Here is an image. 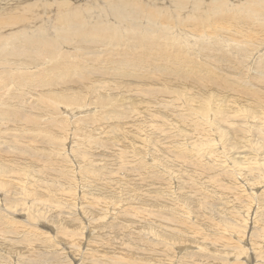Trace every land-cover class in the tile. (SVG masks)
Returning a JSON list of instances; mask_svg holds the SVG:
<instances>
[{
    "label": "rangeland",
    "instance_id": "rangeland-1",
    "mask_svg": "<svg viewBox=\"0 0 264 264\" xmlns=\"http://www.w3.org/2000/svg\"><path fill=\"white\" fill-rule=\"evenodd\" d=\"M70 1L73 2V0ZM97 1L109 2V0ZM133 1L130 11L134 8H147L149 13L146 15L141 12L146 20L141 27H137L141 34L129 37V31H123L125 27L121 25L122 21L114 10L106 12V20L112 23L115 19L113 25L117 30L116 33L125 34V39L137 38L134 48L141 50L140 54L150 59L152 55L162 54L161 50L166 49L172 43L175 27L186 22V19L195 20L205 11L203 8L185 9L182 5L183 0H170L169 3L149 0L147 6L140 1ZM202 1L205 5H212L211 10H215L208 12L219 13L220 10L214 9L212 0ZM238 2L240 0L235 1L237 5ZM34 3L42 6L49 13L56 14L62 11V6L58 3L47 5L45 0H34ZM17 7L18 4L14 0L10 1L6 11L0 12V16L10 18L12 8ZM197 7L199 8V5ZM227 10H230L229 6ZM93 12L94 16L97 15V8ZM108 12L111 13L110 17L107 16ZM237 12L241 13L239 10ZM164 15H166L164 19L166 21L163 20ZM86 18L95 27V37L99 43L102 46L108 43L109 39L104 37L102 30L99 29L101 24L93 17L86 16ZM202 19H206V15ZM52 21L54 23L51 30L55 35L76 37L70 22L57 17H54ZM14 22L9 19L5 23L10 25ZM63 22H68L69 26L63 25ZM263 22L264 19H261L256 24L264 28ZM25 24L30 29L44 27L41 20L34 18L25 21ZM198 32L196 36H200V41L190 46V50L192 47L205 49L220 45L228 59V61L220 59L218 62L214 60L215 57H206L208 65L214 69V71L210 70L213 74L209 70L206 72L209 71L212 76L208 73L201 76L197 74V71H203L198 66L201 64L199 60L204 61V57L190 58L195 62L193 64L195 67L191 71L186 69V72L177 71L164 75L152 72L154 69H150L144 74L146 68H143L142 72L123 70L120 63H116L122 62L123 58L112 63L114 64L112 67L109 61L105 63L95 54L94 57L89 54L91 57L87 56L89 59H85L83 55H74L75 50L70 49L67 53L73 56L72 65L76 67L70 77H76V71L79 72V68L82 74L84 73L82 69L87 70V75H83L82 79L60 87L62 91L80 93H69L72 96L82 95L81 102L70 105L76 108L75 113L67 114L63 110V105L58 107L51 103L53 100L49 98L46 100V97L41 96L38 106H34L32 101H27L29 103L27 106H31L27 107V110L32 111L26 112L24 109V112L30 115L14 116L15 119L12 117L13 119L6 121L8 124L4 121L0 122V133L3 135L0 136V155L2 150L6 152V149L12 153H2V157L0 156V160L5 154L8 156L0 161V176L4 177L3 181L0 179V208L3 209L0 212V264H18V262L19 264H139L142 255L139 257V250L136 251V249L148 247L150 249L145 248L144 250L148 252L154 248L150 251L152 252L156 251L155 247L158 242L171 241L164 237L159 225V229L156 227L158 220V224L161 222L160 225L164 224L163 226L169 230L174 227L179 229L177 226H180L187 229V231L184 230L187 234L190 232L188 237H183L182 242L179 243L183 245L180 253L174 248L168 250L169 254H176L178 258L176 264H180L183 260L188 261L184 264L194 262H197L196 264H225L223 260L231 256L232 259L228 264H238L233 256L236 254V249L240 250L236 248L238 245L251 248L248 250L253 253L252 264H264V227L262 228L264 223V210H262L264 209V74L256 70L259 66H254L256 68L252 70V65L256 60L264 59L262 56L264 55V48H262L264 44L258 45L256 40L245 43L243 45L245 52L252 54H249V58L242 59L234 52L238 43L236 38L230 42L223 32H215L211 28L207 37L200 31ZM190 41L193 42V39L190 38ZM226 41L229 43L226 44ZM201 43H204V47ZM123 44L122 48L126 55L127 47ZM189 48L182 50L181 53V57L185 56L187 60L188 52L190 53ZM7 50V47H3L4 52ZM15 57H18L19 62L11 61ZM34 57L38 58L35 54L25 56L23 52L11 58L1 57L0 67L4 68V74L10 68L29 73L28 61ZM112 58L115 59L116 56ZM236 60L241 61L240 68L235 64ZM221 61H226L227 64ZM54 62L57 60L54 59ZM84 63L86 67H83ZM6 65L10 67L5 68ZM106 65H109L108 68ZM64 67L65 65L61 66V69ZM90 69L97 71L98 75L89 72ZM42 71L44 70L41 64L38 72L41 74ZM102 72L113 76L111 81L109 76L100 74ZM261 75H263L262 79L259 78ZM123 78L126 79L123 80ZM113 80H115L114 89L121 81L124 83L120 86L122 88L117 91L112 90ZM116 81L120 82L116 83ZM97 82H102L104 87L98 86ZM227 85L228 87H225ZM224 88L227 89L224 90ZM14 89L20 92L27 90V88L19 87H14ZM105 101L110 102H107L108 105H103ZM11 104L22 106L18 103ZM14 109L16 110L17 107ZM34 109L39 111L34 113L35 115H33ZM189 114L195 120L191 116V122H189ZM25 117L27 119L24 121ZM100 117L104 118L101 120ZM17 119L20 120L17 121ZM9 125L10 129L12 127L11 130L8 129ZM2 126L5 128L3 129ZM8 145H11L10 148ZM7 159L9 162L16 160L26 162L17 165V170L13 168L11 172H6L3 176L2 169L6 168ZM125 171H129V174ZM85 174L106 176V178L116 176V179L122 181V184L118 186L125 190L130 189L128 190L130 195L120 194L115 200L111 194L103 196L93 192L85 185ZM17 175L19 178H16ZM144 183H147L149 188L142 191L145 188L142 187ZM95 184L101 183L95 181ZM136 186L138 187L134 188ZM245 187L248 191L246 193L243 192ZM124 189H122L123 192ZM257 206L259 210L256 209ZM255 211L259 214L256 215ZM150 220L153 222L152 228H150ZM169 222H172V228ZM24 232L27 234L26 237H24ZM203 232L208 234L206 241L203 240V236L206 235ZM193 234L198 237L196 238ZM220 237L228 240H222L223 242L215 240ZM196 240L199 243L205 241L203 242L205 246H201L200 249L195 248ZM249 244L255 245L256 248ZM158 250L160 253H167L162 251L165 248H158ZM116 251L119 252V257L114 254ZM222 257L225 258L221 260ZM30 259L32 262H29ZM240 259L242 262L243 259ZM144 261L146 264L149 260ZM157 262H163V260ZM165 263L170 264L171 261Z\"/></svg>",
    "mask_w": 264,
    "mask_h": 264
},
{
    "label": "bare ground",
    "instance_id": "bare-ground-1",
    "mask_svg": "<svg viewBox=\"0 0 264 264\" xmlns=\"http://www.w3.org/2000/svg\"><path fill=\"white\" fill-rule=\"evenodd\" d=\"M12 0H0V12L2 11H6L9 2ZM17 4L18 7L17 8H12L11 10V17L9 18V16H0V58L1 57H7V58H11L14 55L18 54L19 52H23L25 54V56H30V54H35L36 57L38 58H31L28 61V71H30L29 73L27 72H22V71H18L16 68H10L7 70V72L4 74V68L0 67V122L4 121L5 123H7L6 121L13 119L12 117L14 116H23V114H27L26 112L29 111L27 110V105L29 103H27V101H32V104L34 106H38L37 104L39 103V99L40 97H46V100L49 98L53 101H51V103H53L54 105L60 107V105H63V110L68 114H72L74 112V110H76V108L74 107H70V105L72 106V104H76L82 101V95L76 96L75 94H80V93H75V92H69L68 90L66 91H62V88H60L61 86L67 85L72 81L75 80H80L82 79V77H84L83 75H87V70L86 69H82L84 70L83 74L82 71L79 68V72L76 71V77H72L73 72L75 71L76 67H74L72 65V61H73V56L68 54L67 51H69L70 49H74L75 53L74 55H83L85 59H89L88 57H94L93 55L95 54V56H98L97 58L99 60L104 61L105 63H108L112 65V63H115L118 60H121L122 58V62H116V63H120V67L124 70H131L132 72H142L144 71L143 68H146V70L143 72L144 74L148 73L150 71V69H154V71L152 72H159L160 74H167L170 72H177V71H184L186 72V69H190L189 71L192 70L193 64L195 63L193 60H190V58H198L201 57L204 59V61H202L200 58L199 62L201 64H199L200 67L203 71H197L198 75H205V74H209V71H214V69H211L212 67L210 65H208V61L206 59V57H215V61H218L221 59L228 61V59L226 58V53H223L224 49L221 48L220 45H213V48H205V49H198L195 47H192L190 50V46L197 44L200 41V36H196V34H199L198 31H200L205 37L208 36L209 32H210V28L212 30H214L215 32H223L224 35L226 37L229 38L230 42L237 40L238 43L235 46L234 52L237 54L236 56L241 57L242 59L244 57H246L245 59L249 58V54L252 53H248L245 52V48L243 47V45L245 43H249L252 42V40H256L255 42L259 44H264V28H260L257 26V22L261 19H264V0H240V2H238L239 4L237 5L235 3V1L237 0H212L214 3V9L220 10L219 13L215 12L216 14H212L208 11H215V10H211V6L212 5H205V3L202 0H183L182 1V5L185 7V9L189 8H196L201 9L203 8L205 11L201 13V15L195 20L192 19H186V22L181 23L178 27H175V34L172 35L173 41L172 43L167 46L166 49H162L161 53L162 54H157V55H152L150 56V58L144 56L141 50L137 49L136 47L134 48V45L137 41V38H128L125 39L126 36L124 35H120L119 33H116L117 30L114 27V22L116 21L115 19H113V22H109L108 19L106 20V12L108 10H114L116 11V13L118 14V17H120L121 19V25H123L125 28L123 31H129V37L130 36H136L138 34H141L140 31L138 30L137 27H141V25L144 23V21H146L142 16L141 12H144L146 15L148 13V9L144 8V9H136L134 8L132 11H130V5L132 0H109V2H105V1H100L98 2L97 0H45L46 4H52V3H58L62 6V11L58 12L56 14L53 13H49L47 12V10L45 8H43L42 6L37 5L36 3H34V0H14ZM134 1H140L142 4H144L145 6H147V3L149 0H134ZM133 1V2H134ZM155 1V0H153ZM164 1V3H169L170 0H161ZM174 1V0H173ZM106 4H105V3ZM172 2V1H171ZM180 4V3H179ZM247 4V5H246ZM156 5V4H155ZM199 5V8L197 7ZM229 6L230 10H227V6ZM57 6V4H56ZM86 6V7H85ZM226 6V7H225ZM235 8H234V7ZM83 7L85 9H83ZM225 7V8H224ZM97 8L98 10V14L94 16V9ZM241 11V13H238L237 11ZM93 12V13H92ZM109 13V12H108ZM109 13L107 16L110 17ZM149 15V13H148ZM206 15V19H202L203 16ZM88 17H93L95 20H97L101 26L99 27L100 30H102L103 32V36L109 39V42L104 44L103 46L99 43V41L96 39L95 37V27H93L88 21L87 18ZM116 16V15H115ZM54 17L59 18L60 20H65L70 22V24L72 25L73 29H74V34L76 37L73 36H69V37H59L57 35H55L52 30L51 27L53 26V21L52 19ZM166 15H164L163 20L165 19ZM30 18H34V19H38L41 20V22L43 23L44 27L40 28V29H30L27 27V25L25 24V21H28ZM152 18V17H151ZM14 20L15 22L13 24H7L5 23L7 20ZM150 20V19H149ZM179 20V19H178ZM166 21V20H164ZM68 22H63V25L65 26H69ZM103 23V24H102ZM150 23V22H149ZM264 24V22H263ZM260 26V25H259ZM15 31H14V29ZM151 28V27H150ZM144 31V30H143ZM15 33V34H14ZM14 34V35H13ZM145 35V34H144ZM217 35V34H216ZM218 36V35H217ZM190 38L193 39V42L190 41ZM224 40V39H223ZM251 40V41H250ZM222 42V41H221ZM254 42V43H255ZM122 43H124L127 47V52L126 55L124 54L123 50L124 48H122ZM187 43H189L190 45H186ZM229 42L226 41V44H228ZM123 44V45H124ZM173 44V45H172ZM200 44V43H199ZM202 44V43H201ZM204 44V43H203ZM202 44V47H204ZM251 44V43H250ZM254 45V44H251ZM3 47H7L8 50L6 52L3 51ZM122 49H120V48ZM142 47V46H141ZM201 47V46H200ZM144 48V47H143ZM190 50L189 57L188 60L186 59L185 56L181 57V53L182 50L184 49H188ZM251 48V46H250ZM249 48V50H250ZM257 49L259 47H256ZM255 48V49H256ZM262 48H264V46H262ZM147 49V47H146ZM145 49V50H146ZM252 49V48H251ZM123 50V52H122ZM254 50V49H253ZM147 51V50H146ZM185 51V50H184ZM232 51V49H231ZM225 52V51H224ZM150 53V51H149ZM230 53V52H229ZM263 53V51H262ZM89 54H91L89 56ZM123 54V55H122ZM257 54V53H256ZM259 54V53H258ZM51 55L53 57H51ZM231 55V53L229 54ZM86 56V57H85ZM113 56H116V58H112ZM264 58V55H262ZM96 58V59H97ZM108 58H112L109 59ZM233 58V57H231ZM54 59L57 60V62H54ZM244 59V61H245ZM258 59V58H257ZM113 60V61H112ZM222 60V61H223ZM11 61L13 62H19L18 57H15L14 59H12ZM213 61V60H212ZM224 64V62L226 63V61L222 62ZM247 61V60H246ZM257 61V60H256ZM255 64L252 65L254 70L256 67L254 66H259L258 69H256L259 72H261L262 74H264V59L260 58L258 59V61ZM236 62L235 64L238 65V67H241V64H239L241 61H234ZM243 62V61H242ZM233 63V62H232ZM42 64V69L44 71L41 72V74L38 72V68L41 66ZM102 64V63H100ZM198 64V63H197ZM218 64V63H217ZM227 64V63H226ZM229 64V63H228ZM234 64V63H233ZM64 66V68L61 69V66ZM114 65V64H113ZM112 65V67H113ZM216 65V64H215ZM67 66V68H66ZM109 65H106V68H108ZM250 66V65H249ZM247 66V67H249ZM10 67V65H6L5 68ZM83 67H86V63L83 64ZM154 67V68H152ZM224 67V65H223ZM237 67V66H236ZM235 67V68H236ZM97 68H99L97 66ZM105 68V67H104ZM119 68V67H118ZM169 68V69H168ZM61 69V70H60ZM114 69V68H113ZM116 69V68H115ZM247 69V68H246ZM245 69V70H246ZM73 70V71H72ZM206 70H209L208 72H206ZM188 71V70H187ZM210 71V72H211ZM250 71V70H249ZM89 72H94L97 74V71H94L93 69H90ZM114 72V70H113ZM127 72V71H126ZM256 72V71H255ZM115 73V72H114ZM151 73V72H150ZM149 73V74H150ZM179 73V72H178ZM248 73V71H247ZM100 74H104V76H109V79L111 81L112 77L111 75H109V73L107 72H102ZM106 74V75H105ZM125 74V73H123ZM190 74V73H189ZM211 74H213V72H211ZM211 74H209V76H212ZM98 75V74H97ZM155 75V74H154ZM170 75V74H169ZM183 75V74H182ZM197 75V76H198ZM255 75V74H254ZM71 76V77H70ZM117 77V74L115 75ZM119 76V74H118ZM132 76V75H131ZM148 76V74H147ZM152 76V75H150ZM180 76V75H179ZM187 76V75H186ZM252 76V75H251ZM128 77V76H125ZM153 77V76H152ZM199 77V76H198ZM220 77V76H219ZM263 75H261V77L259 76V78L262 79ZM102 78V77H101ZM120 78V76H119ZM130 78V76H129ZM137 78V77H136ZM154 78V77H153ZM156 78V77H155ZM256 78V77H255ZM253 79L254 81L257 79ZM70 79V80H69ZM117 79V78H116ZM126 78H123V80ZM158 79V77L156 78ZM104 80V79H103ZM119 80V79H118ZM122 80V79H121ZM96 81V80H95ZM107 82H110L109 80H106ZM115 80H113L114 85L111 86V84L109 86H111L112 90L117 91L118 89H121L124 83H117L120 81H116V83L119 85L116 89H114L115 86ZM132 81V80H131ZM232 81V80H231ZM253 82V81H252ZM251 82V83H252ZM67 83V84H66ZM98 86L100 87H104V84L102 82H97L96 83ZM210 84V83H209ZM213 85V84H212ZM216 85V84H215ZM218 85V84H217ZM256 85V83H255ZM106 86V83H105ZM125 86V85H124ZM127 86V85H126ZM129 86V85H128ZM224 86V85H222ZM14 87H19V88H27V90L25 92H20L18 90H15ZM139 87V86H138ZM225 87H228L225 86ZM254 87V86H253ZM256 88V87H255ZM127 89V88H126ZM227 88H224V90ZM110 90V88H109ZM110 90V91H112ZM141 90V89H139ZM222 90V89H221ZM254 90V89H253ZM97 92V91H96ZM256 92V91H255ZM69 93H75L74 96L70 95ZM257 94V93H256ZM17 95V96H16ZM11 96V97H10ZM100 96V95H99ZM98 96V97H99ZM26 97V98H25ZM104 97V96H102ZM113 98V97H112ZM124 98V97H122ZM107 99V98H106ZM110 99V98H108ZM235 99V98H234ZM246 99V98H245ZM21 100V101H20ZM84 100V97H83ZM105 100V99H104ZM111 100V99H110ZM113 100V99H112ZM116 100V99H114ZM113 100V101H114ZM20 101V102H17ZM150 101V98H149ZM7 102H9V104H7ZM110 101H105L103 105H108ZM11 103H18L19 105L22 106H15L12 105ZM107 103V104H105ZM242 103V102H241ZM102 105V104H101ZM145 105V104H143ZM182 105V104H181ZM79 106V105H78ZM82 106V105H81ZM14 107H17V109L15 110ZM31 107V106H30ZM28 107V108H30ZM100 108V107H99ZM111 110L112 108L109 107ZM151 108V107H150ZM184 108V107H183ZM190 108V107H189ZM256 108V106L254 107ZM24 109H26V112H24ZM108 109V108H107ZM236 109V108H235ZM44 110V109H43ZM110 110V111H111ZM142 110V109H141ZM243 110V109H242ZM19 111V112H18ZM32 111V110H30ZM61 111V110H60ZM101 111V110H100ZM103 111V110H102ZM143 111V110H142ZM141 111V112H142ZM15 112V113H14ZM17 112V113H16ZM37 112V109H34L33 115H35ZM39 112V111H38ZM37 112V113H38ZM140 112V113H141ZM9 113V114H8ZM35 113V114H34ZM41 113V112H40ZM75 113V112H74ZM102 113V112H100ZM121 113V112H120ZM129 113V112H128ZM185 113V110H184ZM189 113V112H187ZM29 114V113H28ZM27 114V115H28ZM99 114V113H98ZM118 114V113H117ZM255 114V112L253 113V115ZM13 115V116H11ZM30 115V114H29ZM39 115V114H38ZM132 115V114H131ZM188 115V114H187ZM190 115V120L189 122H191V118L193 117L191 114ZM219 115V114H218ZM10 116V117H9ZM18 116V117H19ZM67 116V115H66ZM92 116V115H91ZM192 116V117H191ZM17 117V118H18ZM40 117V116H39ZM186 117V116H185ZM258 117V116H256ZM7 118V119H6ZM16 117H14L15 119ZM89 118V117H88ZM101 120L104 117H100ZM128 118V117H127ZM27 119L26 117L24 118ZM98 119V118H97ZM194 119V117H193ZM192 119V121H193ZM20 119H17V121H19ZM130 120V119H129ZM137 120V119H136ZM145 120V119H144ZM195 120V119H194ZM74 121V120H73ZM14 122V121H13ZM122 122V121H121ZM119 122V123H121ZM185 122V121H184ZM196 122V121H195ZM194 122V123H195ZM20 123V122H19ZM112 123V122H111ZM134 123V122H133ZM146 123V122H145ZM183 123V121H182ZM194 123L192 122V124L194 125ZM8 124V123H7ZM26 124V123H25ZM39 124V123H38ZM124 124V123H123ZM131 124V123H130ZM138 125H140L139 123H136ZM223 124V123H222ZM11 125H15V124H11ZM28 125V124H26ZM196 125V123H195ZM8 126V125H7ZM6 126V127H7ZM198 126V124H197ZM200 126V125H199ZM3 127V126H2ZM1 127V129H2ZM196 127V126H194ZM5 127H3L4 129ZM8 128V127H7ZM14 128V126H13ZM119 127H117L118 129ZM202 128V127H201ZM2 129V130H3ZM10 129V125L9 128ZM12 129V127H11ZM10 129V130H11ZM20 129V127H19ZM35 129V127H34ZM1 130V131H2ZM25 130V129H24ZM19 131V130H18ZM98 131V130H97ZM199 131V130H198ZM205 131V130H204ZM20 132V131H19ZM3 133V131H2ZM142 133V132H141ZM172 133V132H171ZM4 134V133H3ZM215 134V133H214ZM2 134L0 133V136ZM213 135V134H212ZM3 136V135H2ZM55 136V135H54ZM51 137V136H49ZM108 137V136H107ZM135 137V136H134ZM145 138V137H144ZM54 139V138H53ZM114 139V138H113ZM125 139V138H124ZM4 143V142H3ZM4 145V144H2ZM6 145V144H5ZM55 145V144H54ZM9 148L11 145H8ZM7 146V147H8ZM173 146V145H172ZM19 148V147H18ZM17 148V149H18ZM25 150V148H24ZM18 151V150H17ZM22 151V149H21ZM33 152V150H31ZM35 151V150H34ZM12 152V151H11ZM20 152V151H19ZM2 153H8V154H12L10 153V151H8L6 149V152ZM2 153H1V157H2ZM26 153V152H25ZM190 153V152H189ZM214 153V152H212ZM191 154V153H190ZM23 155V154H22ZM210 155V154H209ZM213 155V154H212ZM7 154L4 155V158H7ZM199 157V156H198ZM197 157V158H198ZM208 157V156H207ZM53 158V157H52ZM2 159L0 161H2ZM32 159V158H31ZM47 159V158H46ZM57 159V157H56ZM231 159V158H230ZM9 159H7L6 161H8ZM45 160V159H44ZM149 160V159H148ZM202 161V160H201ZM26 161L24 162H19V161H8V163L5 165L6 168L2 169L4 175L7 172H11V170L17 167V165L19 164H24ZM47 162V161H46ZM73 162V161H72ZM234 162V161H233ZM28 163V162H27ZM26 163V164H27ZM56 163V162H55ZM60 163V162H59ZM30 164V163H28ZM32 165V164H31ZM24 167V166H23ZM22 167V168H23ZM257 168V167H256ZM57 169V168H56ZM233 169V168H232ZM17 170V168L15 169ZM256 170V169H255ZM259 170V169H258ZM81 171V170H80ZM141 171V170H140ZM240 171V170H239ZM21 172V171H19ZM18 172V174H19ZM23 172V171H22ZM43 172V171H42ZM52 172V171H51ZM127 172V171H125ZM1 173V172H0ZM40 173V172H39ZM129 174V171L127 172ZM240 173V172H239ZM45 174V172H44ZM54 174V173H53ZM96 174V173H95ZM133 174V173H132ZM85 185H87L88 188H90L91 190H93V192H97L100 193L103 196H108L109 194H111V197H115V200L118 198V196L120 194H129L130 192H128L127 189L125 190L123 187L118 186V184H122V181L119 179H116L115 177H99L97 175H89V174H85ZM160 175V174H159ZM206 175V174H205ZM238 176V175H237ZM240 176V174H239ZM10 177V176H9ZM19 178V176L17 175L16 178ZM22 177V176H21ZM25 177V176H24ZM83 177V176H82ZM122 177V176H121ZM136 177V176H135ZM4 179V177L0 176V179ZM70 178V177H69ZM119 178V177H118ZM133 178V177H132ZM240 178V177H239ZM2 179V181H3ZM10 179V178H9ZM14 179V178H13ZM135 179V178H134ZM141 179H143V177H141ZM151 179V178H150ZM177 179V178H176ZM11 180V179H10ZM33 180V179H32ZM123 180V178H122ZM137 180V179H135ZM226 180V179H225ZM16 180H14V183ZM96 182H99L101 184H95ZM134 181V180H133ZM132 181V184L134 183ZM10 182V181H9ZM23 182V181H22ZM21 182V183H22ZM29 182V181H28ZM146 182V181H145ZM151 183H153L152 181H150ZM261 182V181H260ZM13 183V182H12ZM13 183V184H14ZM141 183V182H140ZM191 183V182H190ZM259 183V182H258ZM25 184V183H23ZM46 184V183H45ZM137 184V182H136ZM188 184V183H187ZM1 185V184H0ZM29 185V184H28ZM40 185V183H39ZM127 185V183H126ZM131 185V184H129ZM138 185V184H137ZM246 185V184H244ZM43 186V185H42ZM182 186V185H181ZM32 187V186H31ZM138 186L134 187L137 188ZM142 187H145L142 189V191H144V189L149 188V185L147 183H144L142 185ZM19 188V187H18ZM40 188V187H39ZM246 189L243 192H248L247 187H245ZM251 188V187H248ZM253 188V187H252ZM30 189V188H29ZM35 189V188H34ZM122 189H124V192L122 191ZM242 189H244V187H242ZM255 189V188H254ZM132 190V189H131ZM252 190V189H251ZM21 191V190H20ZM36 191V190H35ZM37 192V191H36ZM3 193V192H2ZM20 193V192H19ZM34 193V192H33ZM139 193V192H138ZM179 193V192H178ZM29 194V193H27ZM35 194V193H34ZM37 194V193H36ZM35 194V195H36ZM84 194V193H82ZM94 194V193H92ZM99 195V194H98ZM130 195V194H129ZM253 195V194H252ZM1 196V195H0ZM7 196V195H6ZM18 196V195H17ZM22 196V195H21ZM85 196V195H84ZM259 196V195H258ZM97 197V196H96ZM183 197V196H182ZM251 197V196H250ZM40 198V197H39ZM38 198V199H39ZM262 198V197H261ZM87 200V198H86ZM127 200V199H126ZM1 201V200H0ZM7 202V201H6ZM34 202V201H33ZM5 203V202H4ZM15 203V202H14ZM95 203V202H94ZM112 203V202H111ZM126 203V202H125ZM40 204V203H39ZM50 204V203H49ZM63 204V203H62ZM184 204V203H183ZM11 205V203H10ZM89 205V204H88ZM106 205V204H105ZM117 205V204H116ZM260 205V204H259ZM258 205V206H259ZM2 206V205H1ZM31 206V205H30ZM41 206V205H40ZM155 206V205H154ZM256 206V205H255ZM257 206V207H258ZM263 206V205H262ZM15 207V206H14ZM29 207V205H28ZM34 207V206H33ZM185 207V206H184ZM252 207V205H251ZM250 207V208H251ZM8 208V207H7ZM1 209V208H0ZM11 209V208H9ZM8 209V210H9ZM15 209V208H14ZM18 209V208H17ZM31 209V208H30ZM37 209V208H36ZM128 209V208H127ZM257 210H259V207L256 208ZM3 209L0 210V212ZM6 210V209H5ZM21 210V209H20ZM121 210V209H120ZM256 210V211H257ZM264 210V209H262ZM85 211V210H84ZM136 211V210H135ZM255 211V214H256ZM10 212V211H9ZM26 212V211H25ZM250 212V211H249ZM30 213V211H29ZM180 213V212H179ZM201 213V211H200ZM252 213V212H251ZM261 213V212H260ZM86 214V213H85ZM129 214V213H127ZM259 214V213H257ZM256 214V215H257ZM14 215V214H13ZM12 215V216H13ZM31 216V214H28V216ZM253 215V214H252ZM6 216V215H5ZM9 216V215H8ZM11 216V215H10ZM34 216V215H33ZM108 216V215H106ZM112 216V214H111ZM119 216V215H118ZM121 216V215H120ZM119 216V217H120ZM125 216V215H124ZM165 216V215H164ZM1 217V216H0ZM101 217V216H100ZM126 217V216H125ZM137 217V216H136ZM220 217V216H219ZM244 217V216H243ZM254 217V216H253ZM259 217V216H258ZM6 218V217H5ZM27 218V217H26ZM29 218V217H28ZM39 218V217H38ZM67 218V217H66ZM162 218V217H161ZM166 218V216L164 217ZM163 218V219H164ZM31 219V217H30ZM33 219V218H32ZM58 219V218H57ZM124 219V218H123ZM160 219V217H159ZM206 219V218H205ZM81 220V219H80ZM102 220V219H101ZM168 220V219H167ZM256 220V219H255ZM30 221V220H29ZM115 221V220H114ZM127 221V219H126ZM162 221V220H160ZM262 222V220H260ZM15 222V221H13ZM18 222V221H17ZM151 224H150V228H152V220H150ZM159 222V220H158ZM156 227H158V225L160 226V230L161 233H163L164 237L168 238L171 241L168 240H164L163 243L158 242L156 244V251H152L154 248H152L150 251L148 250L149 254H147V251H144L145 248L146 249H150L148 247H145L144 249L139 248L136 249V251L139 250V255H136L142 257L139 259L140 263L145 264L146 261H144L145 259L152 261L154 263H150V264H157L158 260H163V262H159L158 264H166L165 262H170V264H176V260H178L176 254L174 253H170L169 251L171 248H174L177 252L180 253V250H182L183 245L179 244L182 242L183 237H188V235L190 234V232L187 234L185 231H187L186 228L184 227H179V229H175V227L170 231L169 229H167L166 227H164L161 224H158ZM255 222V221H254ZM35 223V221H34ZM43 223V222H41ZM164 223V222H163ZM170 223V222H169ZM212 223V222H211ZM214 223V222H213ZM44 224V223H43ZM42 224V225H43ZM48 224V223H47ZM70 224V223H69ZM118 224V223H117ZM156 224V223H155ZM172 222L169 224L170 228L171 227ZM9 225V224H8ZM12 225V224H11ZM92 225V224H91ZM173 225V224H172ZM23 226V224H22ZM32 226V225H31ZM71 226V225H70ZM105 226V225H104ZM155 226V225H154ZM25 227V226H24ZM33 227V226H32ZM168 227V226H167ZM217 227V226H216ZM264 227V223L262 228ZM35 228V227H34ZM82 228V227H81ZM107 228V227H106ZM110 228V227H109ZM167 230H166V229ZM27 229V228H26ZM47 229V228H46ZM159 229V227H158ZM202 229V228H201ZM264 229V228H263ZM30 230V229H29ZM41 230V229H40ZM39 230V231H40ZM51 230V229H50ZM89 230V229H88ZM103 230V229H102ZM107 230V229H106ZM185 230V231H184ZM189 230V229H188ZM126 231V230H125ZM29 232V231H28ZM35 232V230H34ZM198 233V231H196ZM205 232V231H204ZM206 234L205 236H203V240L206 241L208 234ZM9 233V232H8ZM25 233V232H24ZM31 233V232H30ZM29 233V234H30ZM40 233V232H39ZM38 233V234H39ZM193 232H191L192 234ZM258 233V232H257ZM6 234V233H5ZM32 234V233H31ZM44 234V233H43ZM109 234V232H108ZM156 234V233H155ZM159 234V233H158ZM18 235V234H16ZM26 233L24 234V237H26ZM86 235V234H85ZM89 235V234H88ZM106 235V234H105ZM119 235V233H118ZM195 235V234H193ZM199 235V233H198ZM198 235L196 236V238L198 237ZM44 236V235H42ZM191 236V235H190ZM216 236V235H214ZM245 236V235H244ZM28 237V236H27ZM54 237V236H53ZM85 237V236H84ZM90 237V236H89ZM131 237V236H130ZM202 237V235H201ZM29 238V237H28ZM27 238V240H28ZM47 238V237H46ZM49 238V237H48ZM47 238V239H48ZM103 238V237H102ZM245 238V237H243ZM252 238V237H251ZM8 239V238H7ZM25 239V238H24ZM30 239V238H29ZM51 239V237H50ZM60 239V238H59ZM84 239V238H82ZM200 239V238H199ZM228 240L227 238H222L220 237L219 239H215L218 241H222V240ZM232 238H230L231 240ZM250 239V238H249ZM85 240V239H84ZM83 240V241H84ZM96 240V239H95ZM94 240V242H95ZM126 240V239H125ZM124 240V241H125ZM251 240V239H250ZM45 241V239H44ZM73 241V240H72ZM87 242V240H85ZM102 241V240H101ZM106 241V240H105ZM112 241V240H111ZM122 241V239H121ZM193 241V240H192ZM198 243V245H200V247H198V245H194L195 248L200 249L201 246H205L202 243H199L198 240H196ZM233 240H231L232 242ZM235 241V239H234ZM58 242V241H57ZM110 242V240H109ZM186 242V240L184 241ZM195 242V241H194ZM211 242V241H210ZM223 242V241H222ZM253 243V241H251ZM27 243H29L27 241ZM32 243V242H30ZM101 243V242H100ZM99 243V244H100ZM111 243V242H110ZM109 243V244H110ZM26 244V242L24 243ZM22 244V245H24ZM103 244V243H101ZM113 244V243H112ZM126 244V243H125ZM128 244V243H127ZM248 244V243H247ZM142 245V243H141ZM154 245V244H153ZM179 245V246H178ZM193 245V244H192ZM250 245V244H249ZM253 245V244H252ZM15 246V245H14ZM36 246H38L36 244ZM114 246V245H113ZM129 246V245H128ZM144 246V245H143ZM217 246V245H216ZM243 247H236L240 250H235L233 247V250L236 251V254H234L233 256H235V260L238 264H252L253 262V253L250 252L248 249L251 250L250 247L245 245H242ZM251 246V245H250ZM255 246V245H254ZM251 246V247H254ZM13 247V246H12ZM44 247V246H43ZM125 247V246H124ZM37 248V247H36ZM36 248H35V253H36ZM42 247L40 246V249ZM47 247H45L46 249ZM121 248V247H120ZM158 248H165V251L167 252L165 253H160ZM218 248V247H217ZM242 248V249H241ZM256 248V246H255ZM9 249V248H8ZM11 249V248H10ZM9 249V250H10ZM39 249V248H38ZM49 249V248H48ZM116 249H117V245H116ZM4 250V249H3ZM14 250V249H13ZM29 250V249H28ZM27 250V251H28ZM109 250V248H108ZM245 252H244V251ZM253 250H255L253 248ZM6 251V250H5ZM31 251V250H30ZM40 251V250H39ZM97 251V250H96ZM95 251V252H96ZM105 251V249H104ZM110 251V250H109ZM115 251V250H114ZM124 251V250H123ZM122 251V252H123ZM133 251L135 252V249H133ZM234 251V252H235ZM86 252V251H85ZM94 252V251H93ZM147 252V253H145ZM29 253V252H28ZM105 253V252H104ZM107 253V252H106ZM198 253V252H197ZM227 253V252H226ZM31 254V253H30ZM95 254V253H94ZM114 254L117 256L119 254L118 251L114 252ZM113 254V255H114ZM133 254V253H132ZM200 254V253H199ZM263 254V253H262ZM78 255V254H77ZM87 255V254H86ZM96 255V254H95ZM180 255V254H179ZM178 257H181L179 256ZM182 255V254H181ZM187 257L188 254H186ZM34 256V255H33ZM79 256V255H78ZM98 256V255H97ZM125 256V255H124ZM199 256V255H198ZM119 257V255H118ZM138 257V258H139ZM183 257V256H182ZM227 257V256H226ZM30 258V257H29ZM94 258V257H93ZM185 258V256H184ZM222 257L221 260H223ZM243 259V261L241 262V259ZM82 259V258H81ZM110 259V258H109ZM195 259V258H193ZM211 259V258H210ZM232 259V256L228 259H225V261L223 260V262L225 264L229 263V260ZM215 260V259H213ZM220 260V259H219ZM217 260V261H219ZM6 261V260H5ZM31 261V259L29 260V262ZM36 261V260H35ZM94 261V260H93ZM147 261V263L149 262ZM157 263H156V262ZM193 261V260H192ZM9 262V260H8ZM22 262V261H21ZM32 262V261H31ZM130 262V261H129ZM201 262V261H199ZM222 262V261H219ZM35 263V262H34ZM72 263V262H71ZM107 263V262H106ZM138 263V262H137ZM146 263V264H147ZM184 263H188V261H182L180 262V264H184ZM197 263V262H196ZM195 262L193 264H196ZM202 263V262H201ZM7 264V263H6ZM19 264V262H18ZM39 264V263H38ZM95 264V263H94Z\"/></svg>",
    "mask_w": 264,
    "mask_h": 264
}]
</instances>
